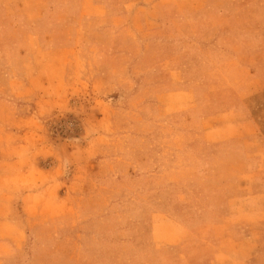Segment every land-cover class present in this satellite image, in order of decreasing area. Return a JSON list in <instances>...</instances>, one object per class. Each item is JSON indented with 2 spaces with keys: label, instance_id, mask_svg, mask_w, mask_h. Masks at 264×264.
<instances>
[{
  "label": "rangeland",
  "instance_id": "1",
  "mask_svg": "<svg viewBox=\"0 0 264 264\" xmlns=\"http://www.w3.org/2000/svg\"><path fill=\"white\" fill-rule=\"evenodd\" d=\"M15 2L0 0V234L6 204L22 203L38 214L25 224L36 264L76 263L65 230L77 246L103 234L100 264H264V0H115L113 16L87 9L66 29L45 5L38 16ZM236 119L255 136L247 158L197 141ZM232 182L247 204L222 226L178 214L185 234L158 219L162 244L143 252L138 225L166 213L162 186L193 195Z\"/></svg>",
  "mask_w": 264,
  "mask_h": 264
},
{
  "label": "crops",
  "instance_id": "2",
  "mask_svg": "<svg viewBox=\"0 0 264 264\" xmlns=\"http://www.w3.org/2000/svg\"><path fill=\"white\" fill-rule=\"evenodd\" d=\"M114 1L115 0H17L15 4L17 5V9L20 5L31 6V13L38 14V16L43 14V9L41 8L42 6L40 7V5H45L46 10H48L47 13L57 17L58 27L60 29H66L70 27L77 28L80 18L84 19L89 17L87 9L94 11L95 15H98L101 11V13H111L113 16ZM34 5L35 8H33ZM110 5L112 10L111 12L109 10ZM143 8L145 10L151 11L149 4H146ZM17 12L21 14L26 13L21 10ZM145 13L146 12L140 15L141 18L144 17ZM116 14V16L119 17L120 14L118 11ZM147 24L148 22H144L142 29H147L149 31L157 29L149 24L147 26ZM111 29H113V26ZM158 29H160V27ZM117 30H119V26ZM160 41L162 42V39ZM172 93L177 94L178 91H172ZM201 120H204V118ZM242 122L245 123L244 121L236 119L234 122L229 124L230 126H222L223 129L220 131H218L219 126H216L215 124L209 125L206 128L199 130V140L197 141L206 146L217 144L222 141H228L229 146H227L223 153L225 158H247L249 156L248 152L242 149L246 146L245 143L247 142L248 138L253 141L255 140V136L244 134L242 132L240 133L239 128H235L237 124H241ZM222 133H226V135ZM235 143L239 144V147L232 148L234 145H236ZM229 174L231 176L233 175V177L230 179L237 182L236 177H241L244 174V171L240 166H236L231 169ZM235 182L224 184L223 186L217 187L207 192L193 195L178 193L177 191H179V188H175L174 185H171L170 187L162 186L163 190L166 189L167 192L169 191L167 194H165V199L168 206L166 213L159 211L158 214L160 218L154 220L150 216L149 218H145L144 221L139 222L138 225V227L142 229V232H144V241L142 244L143 252L147 253L150 249H156L157 247L153 246V244L157 241H160L161 243V239L159 240L157 238V234H155L158 219L164 222H174L177 229H181L185 234L188 231V227L185 225L186 223H183L184 221L176 220V216L178 214L191 215L195 223L200 227L217 225V228L222 226L221 224H224L225 221L229 220L228 218L232 216V213L230 212L231 207L236 204H240L239 206L241 207L246 206L247 204V197H245V194L242 191V184L237 187V183L235 184ZM237 191H239L238 194ZM240 191H242L241 193H243V195L240 194ZM263 195L264 193L262 195L259 194L258 196ZM5 207L7 210L8 223H11V225L4 228L6 231L5 233L0 234V264H7L8 262L3 259V255L13 251L16 252V257H24L26 260L25 263L36 264L39 261V256L37 255L34 237H32L34 235H28L29 232L27 231L29 229L27 230V226H25V224L33 223V217L38 214L32 210L25 211V207L22 203H18L16 205L7 203ZM240 212H242V210ZM62 235L63 236L60 238V240L63 244L62 247L64 252L62 253H64L65 260L67 259V255L65 253L72 252L74 253V259H76L75 264L102 263L105 253L103 248H101L99 245L102 244V241L104 240L103 234H81L79 239L86 236L85 238H87V241H85L86 243L80 244L79 246H77V235H72L68 230H65ZM115 236V232L107 235V237L112 238L113 241ZM182 239L183 238H176L174 240L172 238H166L164 243H177ZM115 253L116 251H111L112 261L114 260ZM19 261L21 260L19 259ZM66 263L67 262L64 261L62 264ZM213 264H215V262Z\"/></svg>",
  "mask_w": 264,
  "mask_h": 264
}]
</instances>
